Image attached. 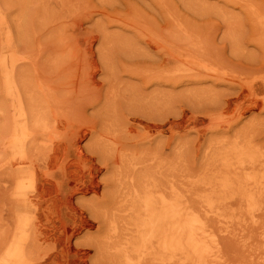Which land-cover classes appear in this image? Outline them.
I'll return each mask as SVG.
<instances>
[{
	"label": "rangeland",
	"instance_id": "obj_1",
	"mask_svg": "<svg viewBox=\"0 0 264 264\" xmlns=\"http://www.w3.org/2000/svg\"><path fill=\"white\" fill-rule=\"evenodd\" d=\"M61 52L72 59L56 65ZM42 64L56 97L45 109L36 98L32 118L25 86L41 95L33 65ZM263 79L264 0H0V264L42 263L68 240L83 245L87 264H109L97 262L96 242L112 218L125 223L117 215L132 207L135 171L166 182L172 219L206 229L214 252L198 263L174 245L167 264H264ZM61 136L47 167L45 147ZM68 153L80 174L66 179ZM46 167L62 179L49 184ZM41 214L68 223L61 244L41 240L28 256Z\"/></svg>",
	"mask_w": 264,
	"mask_h": 264
},
{
	"label": "bare ground",
	"instance_id": "obj_2",
	"mask_svg": "<svg viewBox=\"0 0 264 264\" xmlns=\"http://www.w3.org/2000/svg\"><path fill=\"white\" fill-rule=\"evenodd\" d=\"M30 10V9H29ZM28 10V11H29ZM66 39V38H65ZM66 43V42H65ZM64 43V44H65ZM70 46H71V43H69ZM66 45V44H65ZM73 45V44H72ZM69 46V47H70ZM65 47V46H64ZM68 47V46H67ZM68 47V48H69ZM160 47V46H159ZM74 48V46H73ZM71 49V48H70ZM167 49V48H166ZM74 50V49H73ZM81 50V49H80ZM75 51V50H74ZM81 54H82V51H80ZM88 53V52H87ZM176 53V52H175ZM73 54V52H72ZM74 55V54H73ZM83 55V54H82ZM91 55V54H90ZM175 55V54H174ZM181 55V54H180ZM52 56V55H51ZM79 56V54H78ZM86 56V55H85ZM177 56V55H176ZM50 57V56H49ZM52 58V57H51ZM79 58V57H78ZM78 58L76 60H78ZM189 58V57H188ZM70 59H72V56H70L69 53L67 52H61L58 57L54 58V62L55 61H59V60H67L68 62L70 61ZM49 60V59H48ZM27 61V60H26ZM45 61V60H44ZM51 62V61H50ZM53 62V64H54ZM60 62V61H59ZM56 63V62H55ZM73 60L71 61V67L73 66L72 65ZM78 63V62H77ZM81 63V61H80ZM87 63V62H86ZM50 64V63H49ZM57 65V63H56ZM70 65V63H69ZM68 65V66H69ZM25 66V65H24ZM45 66L44 64L41 65V71H40V67H36L35 65H33V75L34 77H38V82H37V89L39 90V93L41 95H38L39 97H36V94L34 93V91L31 89V87L28 85H24L26 87V91L28 94H29V98H28V104H29V113H32V118H35V115L39 116V112L38 110H36V98H38L39 100L37 101H41V106L45 109L46 107V104L47 106L49 107V103L51 101V98H52V89L49 88V86H47L46 88V84L48 83L49 81V78L48 76H46L43 72H45V69H43ZM59 68V66H57ZM75 67V66H74ZM78 66L75 67V69L73 68V70L77 71L79 69H77ZM28 68V67H27ZM70 68V66H69ZM79 68V67H78ZM81 68V67H80ZM217 68V67H216ZM77 69V70H76ZM85 70V69H84ZM92 70V69H91ZM29 71V70H28ZM65 70H63L64 72ZM83 71V69H82ZM27 72V71H26ZM72 72V71H71ZM66 73V72H65ZM74 73V72H73ZM81 73V72H80ZM88 73V71H87ZM90 73V72H89ZM88 73V74H89ZM236 73V72H235ZM27 74V73H26ZM42 74V75H41ZM75 75V74H74ZM28 76V75H27ZM52 76V75H51ZM66 76V75H65ZM73 76V75H72ZM91 76V75H90ZM63 77V76H61ZM67 77V76H66ZM93 78V77H92ZM88 79V78H87ZM33 80V79H31ZM71 80V79H70ZM81 79H79L78 81H80ZM57 81V80H56ZM73 82V80H72ZM76 84L77 83V80L75 81ZM74 83V82H73ZM87 83V82H86ZM85 83V84H86ZM258 83H260L258 81ZM75 84V83H74ZM255 84V83H254ZM262 87H264V79L262 80V82L260 83ZM67 85H70V84H67ZM71 86V85H70ZM86 86V85H85ZM256 86L253 85V84H250L248 85L247 88H243L242 92H245L247 90H249L250 92H254L255 91V88L254 87ZM67 87V86H66ZM22 88V87H21ZM82 88V87H81ZM258 88V86H257ZM83 89V88H82ZM261 89V88H260ZM38 90L36 91L37 94L38 93ZM55 90V89H54ZM59 90V88H58ZM26 92H23V93H26ZM21 93V92H20ZM53 93V92H52ZM232 93V92H231ZM27 94V95H28ZM54 95V93H53ZM25 96V95H24ZM56 97V95H54ZM254 96V95H253ZM27 98V96H25ZM54 97V99H55ZM72 97V96H71ZM70 98V97H69ZM68 98V100H69ZM57 100V98H56ZM19 102V101H18ZM53 102V101H52ZM51 102V103H52ZM74 102V101H73ZM27 103V102H26ZM39 103V102H38ZM37 103V104H38ZM54 103V102H53ZM70 103V102H69ZM257 103V102H256ZM24 104V103H23ZM58 104V103H57ZM67 105V104H66ZM228 105V103H227ZM256 105V104H255ZM27 106V105H26ZM62 106V105H61ZM24 107V106H23ZM61 108V107H60ZM77 108V107H76ZM25 109V108H24ZM51 109V108H50ZM53 109V108H52ZM74 109V108H73ZM56 110V108H55ZM76 110V109H75ZM41 111V110H40ZM49 111V109H48ZM47 111V112H48ZM51 111V110H50ZM57 111V110H56ZM42 112H44L42 110ZM63 112V111H62ZM58 113V112H55V114ZM73 113V112H72ZM51 114V113H49ZM48 114V115H49ZM54 114V113H53ZM54 114V115H55ZM71 114V113H70ZM75 114V113H74ZM42 115V113H41ZM52 115V114H51ZM57 115V114H56ZM60 116V114H58ZM142 115V114H141ZM43 116V115H42ZM72 116V115H71ZM68 117V116H66ZM30 118V117H29ZM28 118V119H29ZM53 118V117H52ZM51 118V119H52ZM61 118V117H60ZM59 118V119H60ZM69 118V117H68ZM73 118V117H72ZM38 119V118H37ZM50 119V120H51ZM56 119V118H55ZM58 119V118H57ZM33 120V119H32ZM36 120V119H35ZM54 120V119H52ZM63 121V119H61ZM66 120V119H65ZM38 121V120H36ZM35 121V124L37 125V128L39 125V123L42 122V119H40L39 121L40 122H37L36 123ZM44 121V119H43ZM59 121V120H57ZM53 122V121H52ZM6 123V122H5ZM54 123V122H53ZM52 123V124H53ZM57 123V122H55ZM60 123V121L58 122V124ZM65 123V122H64ZM67 123V121H66ZM33 124V123H32ZM62 124V122H61ZM68 125L70 123H67ZM35 125V126H36ZM55 125V124H54ZM75 125V124H73ZM8 126V125H7ZM32 126V125H31ZM34 126V127H35ZM47 126V125H46ZM61 126V125H60ZM67 125H65L64 127H66ZM70 126V125H69ZM67 127L70 128V127ZM41 127V126H40ZM48 127V126H47ZM56 127V125H55ZM73 127V126H72ZM29 129V127H27ZM36 128V127H35ZM43 128V127H41ZM54 129V127H51ZM49 128V129H51ZM66 129V130H67ZM152 129V128H151ZM48 130V129H47ZM69 130V129H68ZM71 130V129H70ZM83 130V129H82ZM29 131V130H28ZM53 132V131H52ZM68 131H66L67 133ZM65 133V134H66ZM53 134V133H52ZM41 135V134H40ZM51 135V134H50ZM67 135H70L69 132ZM81 135V134H80ZM72 136V135H70ZM44 137V136H43ZM42 137V138H43ZM49 137V135H48ZM78 137V136H77ZM40 138V137H38ZM37 138V139H38ZM58 138V137H57ZM62 138V139H61ZM69 139V138H68ZM73 139V138H71ZM83 139V138H82ZM57 140V141H56ZM52 139L50 140L48 146L45 147V153H44V156L46 158V166L48 167V162L51 160L52 156L56 153L57 151V146L61 145L62 143V140H63V137L61 136L60 138L58 139ZM75 140V138H74ZM73 140V141H74ZM80 140V139H79ZM46 142V141H45ZM64 142H66L64 140ZM104 142V141H103ZM58 143V145H57ZM69 143V142H67ZM76 143V142H75ZM75 143L72 147H75ZM63 144V143H62ZM71 144V143H70ZM66 146V145H65ZM69 145H67L66 147L68 148ZM64 147V148H66ZM246 147V146H245ZM76 148V147H75ZM74 148V149H75ZM78 148V147H77ZM101 149V148H100ZM68 150V149H67ZM70 150V149H69ZM72 150V148H71ZM71 150H70V153H71ZM76 150V149H75ZM77 151V150H76ZM246 152V151H245ZM61 153V152H60ZM65 154V152H62ZM61 153V154H62ZM75 153V152H74ZM78 153V152H77ZM102 154V153H101ZM68 155V157H65L63 160L61 158V161L63 162V165H62V162L60 163L62 165V168H61V173L64 175V177L69 178L71 177V175L73 174L74 175H78L80 174V169L75 165L73 166L72 163L70 164V159L68 160L69 158V153L66 154ZM79 155V153H78ZM77 155V156H78ZM247 155V154H246ZM65 156V155H63ZM62 156V157H63ZM76 156V155H74ZM80 156V155H79ZM72 157V155H71ZM43 158V157H42ZM75 158V157H74ZM32 160V159H31ZM72 160H73V157H72ZM78 160V159H77ZM76 160V161H77ZM26 161V160H25ZM32 162V161H30ZM36 162H38L36 160ZM53 162V161H52ZM60 162V161H59ZM58 162V163H59ZM90 162V161H88ZM87 162V163H88ZM34 163V162H33ZM40 163V162H39ZM57 163V162H56ZM76 163V162H75ZM78 163H80L78 161ZM85 164V162H82V164ZM117 163V162H116ZM37 165V163H36ZM36 165H33L31 164L30 165V169L31 171L33 172L34 174V177H37V169L36 168ZM41 165H44V164H41ZM61 165H59L61 167ZM84 165V166H85ZM79 166V165H78ZM146 166V165H145ZM39 167L41 168L40 164H39ZM46 167V168H47ZM83 167V166H82ZM89 167V166H88ZM87 167V168H88ZM149 167V166H148ZM147 167V168H148ZM57 168V167H56ZM86 168V167H85ZM86 168V169H87ZM120 168V167H119ZM29 169V170H30ZM42 169H45V168H42ZM60 169V168H59ZM142 169V168H141ZM150 169V167H149ZM149 169L147 171V173L149 174ZM53 170V169H52ZM55 170V169H54ZM53 170V173L55 172ZM58 170V169H57ZM82 170H85V169H82ZM144 170V169H143ZM146 170V169H145ZM152 170V169H150ZM50 170H48L47 168V173H46V179H47V182L50 184V180L52 178V176L54 177V175L58 174L59 170L56 171L54 174H51V172H49ZM131 171V170H130ZM130 171H129V175H130ZM137 171H140V169ZM142 172V171H141ZM144 174H146L145 171H143ZM143 172L140 173V175L142 174L143 175ZM83 173V172H82ZM86 173V172H85ZM88 173V172H87ZM132 173V172H131ZM135 173L139 174V172H136ZM152 173V172H151ZM154 173V172H153ZM152 173L153 175V179H156L154 178V174ZM56 174V175H57ZM61 174V175H62ZM120 174V172H119ZM122 174V173H121ZM137 174L136 177L138 178V180L136 181V183H134V181L132 183H134L133 187L134 189H130L131 191L133 190V193H132V207H130L129 209V212H127L126 214H122V215H119L118 212L116 210L118 209H114V211H116L115 213H117L119 216V218H121V221L125 220V223L123 221V224H121V222H119L121 225H118L116 226V223L114 224V222H116V218L113 220H110L109 221V226L110 227V231L111 233L110 234H107L106 237V240H102L101 243L100 241H97L96 242V255H97V262H101V260H109V264H155L153 261L157 260V259H160L164 264H167V257L170 255V251L172 249V247H174V245L180 249V252H181V255L183 256L184 255V258L187 259V260H192V261H196V262H201L203 259H206L207 257L209 258L210 256H213L211 254H213L214 252H212V249H211V246L208 245L210 243H206V229L204 230L202 228V226L200 227H196V226H193V225H187L186 224V218L184 215H175L177 216V218L175 220L172 219V214L171 212H173L172 210V207H171V204L169 202V199H168V196H167V193H166V188H168V185L167 187L165 188L166 186V182H165V186L163 185V182H155L154 180L151 179L152 176L149 175V178L151 179H148V178H143L144 176L141 175V179L139 178L140 176H138ZM28 175V174H27ZM83 175V174H81ZM127 175V174H126ZM129 175H127V177H129ZM58 176V175H57ZM55 176V177H57ZM85 176V175H84ZM83 176V177H84ZM55 177L53 179H55ZM58 177H61L60 175ZM63 177V188H65V186H67V180H65V178ZM146 177V176H145ZM87 178V177H86ZM90 178V177H88ZM126 178V176H125ZM50 179V180H49ZM52 179V180H53ZM62 179V177H61ZM61 179L60 181L58 182H61ZM84 179V178H83ZM114 179V178H113ZM124 179V178H123ZM262 179V178H261ZM57 180V179H56ZM85 180V179H84ZM83 180V181H84ZM92 180V178H91ZM90 180V181H91ZM126 180V179H125ZM124 180V181H125ZM136 180V179H135ZM263 180V179H262ZM55 181V180H54ZM66 181V182H65ZM80 181V179L78 180ZM88 181V180H87ZM93 181V180H92ZM117 181V180H115ZM128 181V180H127ZM132 181V180H131ZM157 181V180H156ZM46 182V183H47ZM53 182V181H52ZM72 182V181H71ZM76 182V181H75ZM95 182V180L93 181ZM120 182V181H119ZM137 182H139L137 184ZM57 183V181H56ZM66 183V185H65ZM80 183V182H79ZM83 183V182H81ZM258 183V182H255V184ZM49 184H46L47 185V188L50 186ZM58 184V183H57ZM85 184V183H84ZM127 184V182H126ZM161 184V185H160ZM254 184V185H255ZM53 185V183H52ZM61 184H59L60 186ZM65 185V186H64ZM74 185V184H73ZM76 185L78 186V184L76 183ZM81 185V184H80ZM83 185V184H82ZM81 185V186H82ZM92 185V183H91ZM90 185V187H92ZM95 185V184H94ZM129 185V184H127ZM257 185V184H256ZM263 185V184H262ZM44 186V185H43ZM57 185H55L56 187ZM61 186V187H62ZM69 186V185H68ZM126 186V185H125ZM132 186V185H131ZM258 186V185H257ZM53 187V186H52ZM85 187V186H84ZM264 187V185H263ZM70 188V186H69ZM86 188V187H85ZM84 188V190H85ZM126 188V187H125ZM124 188V189H125ZM261 188V187H260ZM57 189H61L60 187H56V190ZM66 189V188H65ZM68 189V188H67ZM66 189V190H67ZM89 189V188H88ZM259 189V188H258ZM257 189V190H258ZM64 189H61L60 191H63ZM91 190V189H90ZM115 190V188H114ZM262 190V189H260ZM46 191V189H45ZM50 191V190H49ZM69 191V190H68ZM127 191V190H126ZM169 191V189H168ZM256 191V190H255ZM258 192V191H257ZM63 193V192H62ZM142 193V194H141ZM264 193V191H263ZM115 194V193H114ZM128 194V193H125V195ZM124 195V196H125ZM129 195H130V191H129ZM113 196V195H112ZM120 196V195H119ZM128 196V195H127ZM50 197V196H49ZM55 197V195H54ZM66 197V195H65ZM126 197V196H125ZM59 198V197H57ZM113 198V197H112ZM129 197V199H131ZM61 199V198H60ZM72 198H70V200L68 199V203L70 205V201H71ZM119 199V198H117ZM117 199L114 200V202H116L115 204H117L118 201H116ZM56 200V199H55ZM62 200V199H61ZM60 200V202H61ZM120 200V199H119ZM124 200V199H123ZM122 200V201H123ZM127 200V199H126ZM48 201H50L51 203H53V199H49ZM130 201V200H129ZM63 202H66L65 200ZM62 202V203H63ZM80 202V201H79ZM121 202V201H120ZM118 202V203H120ZM58 203V202H57ZM61 203V204H62ZM125 203V202H123ZM129 203V202H128ZM127 203V204H128ZM174 202H172L173 204ZM177 203H180L177 201ZM182 203V202H181ZM59 204V203H58ZM67 204V203H66ZM114 204V205H115ZM121 204V203H120ZM63 205V204H62ZM71 208H73V204L71 203ZM83 205V204H82ZM178 205V204H177ZM176 205V206H177ZM75 206V205H74ZM91 206V205H90ZM123 206V205H122ZM128 206V205H126ZM130 206V205H129ZM128 206V207H129ZM137 206L139 207V209L137 208ZM234 206V205H233ZM63 207V206H62ZM119 209L121 207L118 206ZM124 207V206H123ZM122 207V208H123ZM186 207V206H185ZM68 208V207H67ZM115 208V207H113ZM64 209V207H63ZM89 209V208H88ZM98 209V208H97ZM107 209V208H106ZM112 209V208H111ZM138 209V210H137ZM177 209V208H176ZM189 209V208H187ZM48 210V208H47ZM95 209H93L94 211ZM113 210V209H112ZM121 210V209H120ZM119 210V211H120ZM124 211V209H122ZM127 210V208H126ZM186 210V209H185ZM52 211V210H51ZM60 211V210H59ZM75 211V209H74ZM76 211H79V209H76ZM176 210H174V213ZM190 211V210H189ZM91 212V211H90ZM89 212V213H90ZM121 212V211H120ZM119 212V213H120ZM193 211H191L190 213H192ZM195 212V211H194ZM55 213V212H54ZM67 213V212H66ZM70 213V212H69ZM77 213V212H76ZM80 213V211H79ZM93 214V212H91ZM90 213V214H91ZM123 213V212H121ZM78 214V213H77ZM76 214V215H77ZM101 214V213H100ZM99 214V215H100ZM75 215V214H74ZM83 215V214H82ZM85 215V214H84ZM83 215V216H84ZM98 215V214H96ZM95 215V216H96ZM98 215V216H99ZM192 215H195L194 213H192ZM191 215V216H192ZM256 215V214H255ZM51 215L49 214H41V216H38V219L36 220L37 222L35 223L34 225V230H33V233H32V237H31V241H30V245L28 247V250H27V255L29 256L31 251H32V248L33 246H36L39 241L42 240V244L43 242H46V241H54L55 243H58V244H61L62 242V236H61V233H60V229L62 228V226H64V222L68 223V221H65L63 218V221L59 218H54V217H50ZM61 216V215H60ZM64 216V214H63ZM73 216V215H72ZM187 216V214H186ZM197 216V214L195 215ZM203 216V215H202ZM62 217V216H61ZM77 217H80V216H77ZM108 217V216H107ZM193 217V216H192ZM67 218V217H66ZM70 217H68L69 219ZM76 218V217H75ZM101 218V217H100ZM99 218V219H100ZM118 218V219H119ZM195 218H198V217H195ZM10 219V218H9ZM117 219V220H118ZM194 219V218H193ZM200 219V217H199ZM75 220V219H74ZM78 220V219H77ZM103 220V219H102ZM120 220V219H119ZM76 221V220H75ZM74 221V222H75ZM79 221V220H78ZM83 221V219H82ZM84 221H86L84 219ZM91 221V220H90ZM198 221V219H197ZM71 222V221H70ZM73 222V221H72ZM81 222V221H80ZM87 222V221H86ZM106 222V220H105ZM104 222V223H105ZM201 222V220H200ZM2 223V222H1ZM0 223V224H1ZM103 223V224H104ZM196 223V222H195ZM194 225H197V223L199 224V221ZM75 224V223H74ZM77 224V223H76ZM87 224V223H86ZM95 224V223H94ZM201 224V223H200ZM66 225V224H65ZM72 226V224H69ZM79 225V224H77ZM84 225H85V222H84ZM106 224H104V227H105ZM66 227V226H65ZM68 227V226H67ZM204 227V226H203ZM71 228V227H70ZM70 228H67V229H70ZM74 228H75V225H74ZM79 228V227H78ZM92 228V227H91ZM250 228V227H249ZM88 229V228H87ZM108 229V228H107ZM224 229V228H223ZM66 230V228H65ZM64 230V231H65ZM71 230V229H70ZM75 230H77V227L75 228ZM74 231V230H73ZM105 231V230H104ZM109 231V230H108ZM68 232V231H66ZM71 232V231H70ZM79 232V230H78ZM206 232V233H205ZM71 234V233H70ZM106 234V233H105ZM68 236V235H67ZM103 236V235H102ZM39 237V239H38ZM66 237V236H65ZM96 237V236H95ZM245 237V236H244ZM103 238V237H102ZM69 239V238H68ZM208 239V237H207ZM255 239V238H254ZM65 241V240H64ZM94 241V239H93ZM209 241V240H208ZM263 241V240H262ZM66 242V241H65ZM212 242V241H211ZM54 245V243H53ZM213 245V243H212ZM215 245V244H214ZM52 246V243L51 245ZM59 246V245H58ZM83 246V245H81ZM81 246L80 244L78 243H74L72 244L70 240H68L65 244V246L63 247L62 250L60 251H52L50 252L49 254L46 255L45 257V260L40 263L38 262V264H87V257H86V251L84 252L83 250L84 249H81ZM32 247V248H31ZM54 247V246H53ZM215 247V246H214ZM55 248V247H54ZM89 250V249H88ZM40 251V250H39ZM42 251V250H41ZM44 251V250H43ZM86 253V254H85ZM177 255V254H176ZM222 257V256H221ZM264 257V256H263ZM38 258V257H37ZM43 258V257H42ZM171 258V257H170ZM261 258V257H260ZM44 259V258H43ZM103 262V261H102ZM185 262V261H184ZM107 263V262H105ZM204 263V261L202 262ZM206 263V262H205ZM212 263V262H211ZM262 263V262H261ZM159 264V263H158ZM187 264V263H186ZM189 264V263H188Z\"/></svg>",
	"mask_w": 264,
	"mask_h": 264
}]
</instances>
